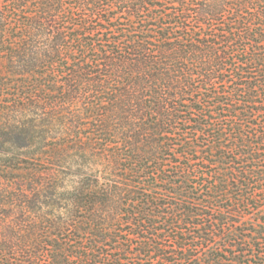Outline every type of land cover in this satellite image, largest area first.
Segmentation results:
<instances>
[{
  "label": "trees",
  "instance_id": "1",
  "mask_svg": "<svg viewBox=\"0 0 264 264\" xmlns=\"http://www.w3.org/2000/svg\"><path fill=\"white\" fill-rule=\"evenodd\" d=\"M0 264H264V0H0Z\"/></svg>",
  "mask_w": 264,
  "mask_h": 264
}]
</instances>
